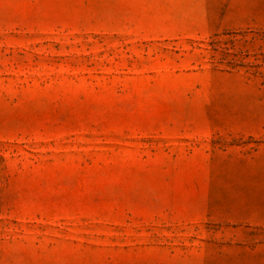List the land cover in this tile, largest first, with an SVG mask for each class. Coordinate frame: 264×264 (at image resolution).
Listing matches in <instances>:
<instances>
[{
  "label": "rangeland",
  "instance_id": "obj_1",
  "mask_svg": "<svg viewBox=\"0 0 264 264\" xmlns=\"http://www.w3.org/2000/svg\"><path fill=\"white\" fill-rule=\"evenodd\" d=\"M0 264H264V0H0Z\"/></svg>",
  "mask_w": 264,
  "mask_h": 264
}]
</instances>
